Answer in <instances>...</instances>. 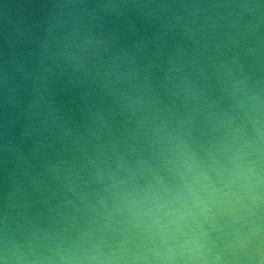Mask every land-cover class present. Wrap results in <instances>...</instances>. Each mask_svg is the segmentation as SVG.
I'll use <instances>...</instances> for the list:
<instances>
[{"label":"water","instance_id":"95a60500","mask_svg":"<svg viewBox=\"0 0 264 264\" xmlns=\"http://www.w3.org/2000/svg\"><path fill=\"white\" fill-rule=\"evenodd\" d=\"M0 264H264V0H0Z\"/></svg>","mask_w":264,"mask_h":264}]
</instances>
